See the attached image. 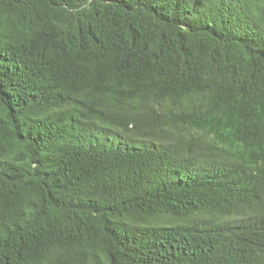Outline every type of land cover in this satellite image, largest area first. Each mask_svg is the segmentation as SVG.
I'll list each match as a JSON object with an SVG mask.
<instances>
[{"label": "trees", "instance_id": "obj_1", "mask_svg": "<svg viewBox=\"0 0 264 264\" xmlns=\"http://www.w3.org/2000/svg\"><path fill=\"white\" fill-rule=\"evenodd\" d=\"M0 264H264V0H0Z\"/></svg>", "mask_w": 264, "mask_h": 264}]
</instances>
